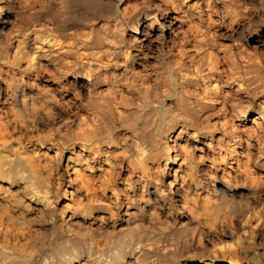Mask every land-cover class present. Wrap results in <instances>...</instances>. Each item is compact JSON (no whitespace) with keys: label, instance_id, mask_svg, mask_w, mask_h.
I'll use <instances>...</instances> for the list:
<instances>
[{"label":"clouds","instance_id":"clouds-1","mask_svg":"<svg viewBox=\"0 0 264 264\" xmlns=\"http://www.w3.org/2000/svg\"><path fill=\"white\" fill-rule=\"evenodd\" d=\"M0 264H264V0H0Z\"/></svg>","mask_w":264,"mask_h":264}]
</instances>
